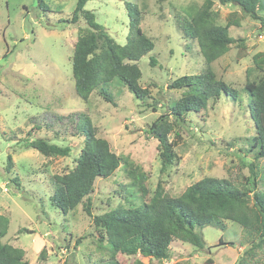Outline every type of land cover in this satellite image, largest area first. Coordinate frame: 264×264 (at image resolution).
<instances>
[{"label":"rangeland","instance_id":"374dc122","mask_svg":"<svg viewBox=\"0 0 264 264\" xmlns=\"http://www.w3.org/2000/svg\"><path fill=\"white\" fill-rule=\"evenodd\" d=\"M203 1L89 0L85 4L84 9L94 13L96 22L119 45L126 42L131 15L154 43L153 50L137 63L139 84L149 97L136 99L116 79L107 86L113 100L108 103L96 91L83 102L74 91L71 55L78 28L65 21L77 0H0V214L9 220L2 241L24 250L29 264H105L109 259L107 242L98 245L92 218L82 206L62 213L51 201L52 176L71 170L80 152L83 137L76 126L83 117L116 155L127 157L147 175L145 202L158 184L167 195L177 196L204 177L226 179L245 189L251 166L256 187L263 190L264 159L253 158L255 149L249 152L255 136L248 112L251 97L240 88L252 57L264 52V28L261 21L241 16L233 6L216 2L217 24L224 26L237 14L239 25L231 28L230 35L245 40V49H232L213 69L219 79L238 90L237 102L222 94L202 117L192 113L184 125H174L168 140L176 142L173 150L178 160L165 171H161L157 142L146 133L181 95L167 85L181 76L198 75L204 68L195 44L174 19L176 12L184 14L187 6ZM127 5H135L139 17ZM259 16L264 19V11ZM150 56L157 62L155 67L149 65ZM31 139L68 147L70 153L44 157L35 150H23L22 144ZM8 155L13 163L10 173L5 169ZM10 178H18L19 190L8 183ZM133 190L123 166L111 177L97 179L90 195L91 214L142 205ZM197 232L203 240L201 249L174 242L164 264H236L250 245L242 228L230 221L223 228L207 226ZM42 249L45 258L40 260Z\"/></svg>","mask_w":264,"mask_h":264},{"label":"trees","instance_id":"16d2710c","mask_svg":"<svg viewBox=\"0 0 264 264\" xmlns=\"http://www.w3.org/2000/svg\"><path fill=\"white\" fill-rule=\"evenodd\" d=\"M88 1L77 0L72 16L65 21L78 28L71 55L75 94L87 102L96 91L103 100L113 103L107 86L117 79L136 99L148 98L149 91L139 84L141 72L137 63L153 50L152 39L140 28L139 19L131 15L126 42L119 45L96 22L94 13L84 9ZM216 2L237 8L241 16L261 21L264 28V19L259 16L264 11V0H204L201 5L187 6L183 9L184 14L175 13L176 25L195 44L204 68L198 75L181 76L167 85V89L181 91V95L169 103L168 111L161 113L146 131L157 142L161 171L178 160L173 150L176 142L168 140L174 125L181 127L192 113L202 117L207 106H215L222 94L237 102L238 90L219 79L213 65L234 48L244 50L245 40L230 35L231 28L239 25L237 14L233 13L224 26L217 24ZM127 6L129 12L139 17L140 12L135 5ZM156 64L150 56L149 65L155 67ZM240 90L251 97L248 112L255 136L251 139L249 152L255 149L253 158L256 161L264 159V52L252 57V67L246 70V80ZM76 128L83 137L80 152L71 170L52 176L54 189L51 201L62 213L82 206L86 215L92 218L98 245L107 242L109 247V259L105 264H164L171 257L174 242L201 249L203 240L197 230L207 226L223 228L226 221L238 224L250 241L236 264H264V188L257 189V177L252 166L251 180L245 189L237 188L226 179L204 177L177 196L167 195L158 184L145 202L147 175L127 157L116 155L105 139L97 137L87 117L79 119ZM175 136L178 137V133ZM22 149L35 150L44 157H67L70 153L68 147L44 139L26 140ZM12 164L8 155L6 173H10ZM121 164L131 181L134 195L142 205L118 206L93 216L90 195L95 181L111 177L122 167ZM7 180L19 190L18 178ZM8 225V218L0 214V264H29L24 250L3 243ZM38 257L40 260L45 258L44 249ZM119 257L124 259V263ZM62 264L69 263L64 261Z\"/></svg>","mask_w":264,"mask_h":264}]
</instances>
